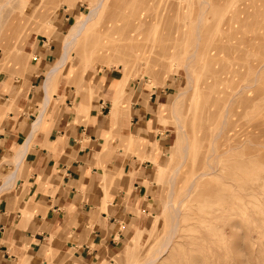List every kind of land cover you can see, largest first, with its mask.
I'll use <instances>...</instances> for the list:
<instances>
[{
  "label": "rangeland",
  "instance_id": "obj_1",
  "mask_svg": "<svg viewBox=\"0 0 264 264\" xmlns=\"http://www.w3.org/2000/svg\"><path fill=\"white\" fill-rule=\"evenodd\" d=\"M99 2L0 0V78L12 81L0 108L36 73V42L59 37L62 56L71 26ZM98 11L69 72L92 80L91 70L121 68L124 83L171 88L152 198L105 264H264V0H101Z\"/></svg>",
  "mask_w": 264,
  "mask_h": 264
},
{
  "label": "crops",
  "instance_id": "obj_2",
  "mask_svg": "<svg viewBox=\"0 0 264 264\" xmlns=\"http://www.w3.org/2000/svg\"><path fill=\"white\" fill-rule=\"evenodd\" d=\"M59 45V37L36 42V73L0 108V264L111 261L152 198V144L171 141L158 120L170 87L124 83L122 69L107 66L82 80L68 60L46 84ZM130 141L145 143L130 151Z\"/></svg>",
  "mask_w": 264,
  "mask_h": 264
},
{
  "label": "bare ground",
  "instance_id": "obj_3",
  "mask_svg": "<svg viewBox=\"0 0 264 264\" xmlns=\"http://www.w3.org/2000/svg\"><path fill=\"white\" fill-rule=\"evenodd\" d=\"M104 1V0H103ZM100 5H101V0H100V2L95 6V7H93L91 10H89L90 12L87 14V15H85L84 17H81V18H79L78 20H77V22L76 23H74L72 26H71V28H70V31H69V33L66 35V37H65V42H64V47H65V49H64V53H63V55L59 58V60L49 69V71L47 72V79H46V82H44V83H48V82H50L49 80L51 79V77H52V75H54V73H56L57 71V69L59 68V66H62L65 62H67V60H68V58H69V56H68V54H69V51H70V49H71V47L73 46V44L76 42V40H77V38H78V36L83 32V30L86 28V26H87V24H88V22L92 19V18H95L94 16H97L98 14H97V12H99L98 11V9H99V7H100ZM55 76V75H54ZM53 82V81H52ZM51 84V83H50ZM48 93V92H47ZM123 94V93H122ZM121 94V95H122ZM49 95V94H48ZM49 97V96H48ZM48 100L50 101V98H47L46 99V104H48ZM46 104H44V105H46ZM49 105V104H48ZM45 107H47V105L45 106ZM42 110H44V108L42 109ZM41 110V111H42ZM45 111V110H44ZM41 114V113H40ZM43 114V113H42ZM39 116V115H38ZM40 117H41V115L39 116V119H38V121L40 120ZM42 118V117H41ZM38 121L36 122V124H35V126H37L38 125ZM33 130V129H32ZM36 130H38V129H36ZM33 131H35V130H33ZM131 132V131H130ZM33 133V132H32ZM131 135V134H130ZM28 137V136H27ZM29 139H32V138H29ZM27 141H29V140H27ZM27 141H25L26 143L22 146V147H20L21 149H20V152H19V158H18V162H19V160L21 159V157L22 156H24V154H25V152H26V154H27V148L28 147H26V144H27ZM31 141V140H30ZM30 148V147H29ZM19 151V150H18ZM16 160H17V158H16ZM17 162V163H18ZM191 188V187H190ZM172 202V201H171ZM173 207V206H172ZM175 208V207H174ZM176 211L177 212V210H179V208H175V209H173V211ZM179 214V213H178ZM178 217V216H177ZM175 220V219H174ZM178 221V220H177ZM178 223V222H177ZM176 223V224H177ZM176 224L174 225V227H172V229L174 228L175 229V226H176ZM173 226V225H172ZM178 227V226H177ZM176 227V228H177ZM178 229V228H177ZM176 229V230H177ZM139 230V229H138ZM144 230V229H143ZM142 231V230H141ZM140 231V232H141ZM172 231V230H171ZM138 233H139V231H138ZM172 233V232H171ZM170 233V235L171 236H169V235H167V237L169 236V238L170 237H172V234ZM140 234V233H139ZM174 234V233H173ZM136 236H138V238L140 239V237H139V235L137 234ZM166 239H168V238H166ZM140 241V240H139ZM139 241H138V243H139ZM167 241V240H166ZM168 241H171V240H168ZM137 243V242H136ZM137 243V244H138ZM166 243V242H165ZM128 244V243H127ZM164 244V243H163ZM166 244H168V242L166 243ZM165 246V245H164ZM161 248H163V245H162V247ZM161 251V250H160ZM161 253V252H160ZM154 258V257H153ZM153 258H151V259H149L147 262H145L144 264H149L150 262H152V261H155L156 259H153Z\"/></svg>",
  "mask_w": 264,
  "mask_h": 264
}]
</instances>
